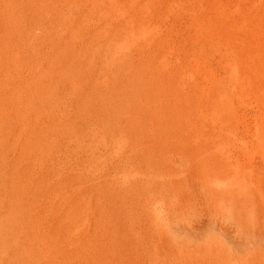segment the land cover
<instances>
[{
    "label": "rangeland",
    "instance_id": "obj_1",
    "mask_svg": "<svg viewBox=\"0 0 264 264\" xmlns=\"http://www.w3.org/2000/svg\"><path fill=\"white\" fill-rule=\"evenodd\" d=\"M120 1L0 0V264H199L204 228L264 208L258 88L197 37L196 0Z\"/></svg>",
    "mask_w": 264,
    "mask_h": 264
},
{
    "label": "bare ground",
    "instance_id": "obj_2",
    "mask_svg": "<svg viewBox=\"0 0 264 264\" xmlns=\"http://www.w3.org/2000/svg\"><path fill=\"white\" fill-rule=\"evenodd\" d=\"M111 1L115 4H118L119 2H121L120 0H111ZM159 1H161V0H159ZM251 1L254 2L251 4V5H253L252 8H248L245 5L244 0H196V3L198 5V11H197V14L195 16V18H197V21L195 23L196 24L195 30L197 33V37L199 39H201L203 42H205V40H204L205 38H210L213 42L218 43L219 45H222L224 47L225 51H227L229 53V55L227 54L228 57L230 56V58L228 60V62H229L228 65H230L233 75L240 76V77L241 76L242 77L247 76L246 79H247L248 83L245 82L246 84H244V83L243 84L244 85H248V84L251 85L252 84V86L254 88H258V90H259L258 93H259L261 99L264 101V0H255V1L251 0ZM140 9H142V8H140ZM143 10H141V12ZM145 11H147V10H145ZM148 17H150V16H148ZM176 17H177V15H176ZM176 17L174 19H176ZM140 26H141V24L139 25V27ZM133 27H134L133 24H131L129 26L130 32H134L135 29H133ZM144 27H146V25ZM146 28H142L141 32H140V34L144 37L149 32ZM137 29H138V27H137ZM126 31H127V29H126ZM248 35H250L251 37H248ZM146 37H148V36H146ZM127 38H129V37H127ZM67 41H68V39H67ZM200 44L201 43H199V45ZM145 46H147V45H145ZM196 48L198 49V47H196ZM141 49H143V48H141ZM141 49L139 47L138 50H141ZM210 51H208V52H210ZM222 51L223 50H221L219 53H221ZM203 52H205V51H203ZM203 52H201V53H203ZM191 53L193 55L194 52H191ZM207 53H205V54H207ZM219 53H217V54H219ZM205 54H204V56H205ZM221 54H223V53H221ZM225 55L226 54H224L223 56L226 59L227 56H225ZM118 57H120V56H118ZM221 57H220V59L217 58L218 59L217 61H221L219 63L223 62V59H221ZM128 58H129V56H128ZM213 58L214 57H212L210 59H213ZM206 59H209V58H206ZM206 59L204 58V61ZM188 61H191V60H188ZM193 61H196V60H193ZM196 62H198V61H196ZM205 62H207V61H205ZM205 62H204V64H205ZM192 64H194V62ZM195 65H196V63H195ZM220 65H225V63H222ZM244 65H246V67L248 66L247 68H249L248 71H246L247 69L245 67L243 68V69H246L245 71L247 72V74H245L246 72L243 73V70H241L242 66H244ZM203 66H205V65H203ZM195 67H194V69H195ZM216 67L217 66H215V68ZM208 68H210V66ZM194 69H192V71ZM219 69H221V68H219ZM203 70L210 72L207 69H203ZM216 70H217V68H216ZM211 71H213V70H211ZM224 71H226V70H224ZM214 72H216V71H214ZM224 73H226V72H224ZM205 74H207V73H205ZM211 74H214V73L211 72ZM196 75L197 74H195V76ZM220 75H217V76H220ZM243 75H245V76H243ZM195 76H193L194 79L196 78ZM208 76H211V75H208ZM207 79H210V78H207ZM220 80H223V79L221 78ZM203 81H200V83L198 85L196 83H194L193 81H191L192 82L191 85L189 84L190 89H191V91L199 93V97L201 98V104L203 105V107L210 108V110H212L214 112L216 107L213 108V105L210 103L211 101L213 102L214 100H211V98L209 100L208 95L211 92L216 93L215 91H218V89L215 91H213V89L215 87L217 88V86H215L214 84H213L214 87L211 85L201 86V82H203ZM221 82H223V81H221ZM227 82L228 81H225V83H227ZM223 83H221V84H223ZM204 85H205V83H204ZM224 86H226V85H224ZM223 87H220V88L223 89ZM229 87L230 86H228V88L227 87L226 88L229 89ZM244 87L245 86H243V88ZM253 87H251V88H253ZM254 88H253V90H254ZM245 89H246V87H245ZM246 90L248 91V89H246ZM253 90H252V93L256 92ZM255 90H257V89H255ZM224 91H228V90L225 89ZM220 92L221 91H218L217 93L220 95L221 94ZM140 93H142V92H140ZM210 97H212V95ZM25 99L26 98H24V100ZM29 102H30V100H29ZM226 102H228V100H226ZM222 107H224V106H222ZM220 112H222V111H220ZM29 113H30V115L32 114L33 116H37V117L39 116V114H41V112L37 111V109H31L29 111ZM4 118H6V117H4ZM31 125H29V123H27L25 126L26 127L25 130H27L28 133H32V139L33 140L34 139L39 140L40 137L42 138V135L40 133V131H41L40 124L37 123L34 128H29V126L32 127ZM41 126H42V124H41ZM26 145H27L26 147L28 148L29 145L28 144H26ZM21 171H19L17 169L15 172L16 178L14 181L15 184H14V189L12 192L13 195L17 196V197H15L17 201L21 200V197H22L20 195L21 191L23 192V190L26 187V177H25L24 173L23 174L21 173ZM240 209H233L230 211V214L231 215L232 214H239L241 219H234V220L227 221V222L216 221V223L212 224L210 227L211 234H209L205 228L202 230L201 236H200L201 242H200V250H199L200 251L199 252V264H264V218L262 219V216L264 215V208H257V207L247 208V207H245V208H240ZM24 220L25 219H22V221H24ZM7 229L8 228H5V230H7ZM20 230H22V229H20ZM23 230H26V229H23ZM29 258H30V256H29Z\"/></svg>",
    "mask_w": 264,
    "mask_h": 264
}]
</instances>
